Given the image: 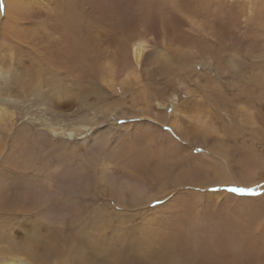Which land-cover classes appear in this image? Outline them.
<instances>
[{"label":"rangeland","instance_id":"rangeland-1","mask_svg":"<svg viewBox=\"0 0 264 264\" xmlns=\"http://www.w3.org/2000/svg\"><path fill=\"white\" fill-rule=\"evenodd\" d=\"M6 1L11 0H0V35L8 34L11 48L0 44V66L8 72L3 87L18 86L19 95L30 99L10 105L13 126L8 132L0 127V264L19 258L65 264L68 254L57 245L66 233L80 250H75L80 264L83 254L96 258L101 250L107 259L92 264H194L198 258L211 264H264V226H258L264 215V0H49L51 17L38 24L3 17L11 8ZM188 7L199 10V26L191 28L183 16ZM248 7L254 17L246 13ZM64 26L70 38L83 39L92 53L84 58L89 63L148 30L178 48L188 45L190 53L176 52L173 44L171 55H163L153 40L144 66L133 70L128 64L112 84H104L90 72L59 62L48 49V41L59 40L55 35L40 39L41 45L36 40L43 31L55 28L59 34ZM158 101L165 103L164 110ZM57 102L67 109L57 112ZM73 102L79 112L70 107ZM199 115L200 122L206 121L201 128ZM170 119L190 130L198 126L204 139L192 135L190 141ZM53 120H64L57 133L50 128ZM164 132L181 147L175 150ZM214 147L222 152L215 155V168L206 158ZM180 156L184 160L167 174L171 180L188 175L190 181L159 190L153 173L157 163L163 166ZM103 167L110 170L105 180ZM216 174L219 183H210L208 176ZM117 181L126 184L113 189ZM71 187L75 210L65 200ZM233 187L252 191H227ZM16 235L22 243L40 241L47 258L40 261L20 251ZM212 252L224 257L215 261Z\"/></svg>","mask_w":264,"mask_h":264},{"label":"bare ground","instance_id":"bare-ground-1","mask_svg":"<svg viewBox=\"0 0 264 264\" xmlns=\"http://www.w3.org/2000/svg\"><path fill=\"white\" fill-rule=\"evenodd\" d=\"M5 2V1H4ZM55 2H57V0L55 1ZM69 2V1H68ZM48 3H49V0H11V1H6V5H10L11 6V8L9 7V6H7L9 9L6 11V13L4 14V16L3 17H26L27 19H29L31 22H33V23H42V22H44V20H45V18L46 17H51V13H50V10H49V6H48ZM54 4H56V3H54L53 2V6H54ZM57 4H58V2H57ZM57 6V5H56ZM54 7V9L55 8H57V7ZM60 6H61V4H60ZM6 7V8H7ZM61 7H63V6H61ZM64 8V7H63ZM59 10V9H58ZM66 10V9H65ZM195 10H197V12H199V10L198 9H195V8H190V7H188L187 8V10H186V13H184L183 14V16L184 17H187V19H186V21L188 22L189 21V23H190V27L192 28L194 25H196V26H199V23H200V21H196L195 20V17H197L198 15H197V13L195 12ZM54 11V10H53ZM52 10H51V12H53ZM62 11H64V10H62L61 9V12ZM244 11V10H243ZM261 11H263V10H261ZM66 12V11H65ZM55 14H56V12H54ZM58 13V12H57ZM246 13L250 16V17H254V15H255V13H254V10L251 8V7H248L247 9H246ZM61 14H63V13H61ZM65 14V13H64ZM63 14V15H64ZM66 15V14H65ZM58 16V15H57ZM60 16V15H59ZM58 16V17H59ZM65 17V16H64ZM67 17V16H66ZM150 17H151V15H150ZM6 19V18H5ZM10 19V18H9ZM58 19H60V18H58ZM151 19V18H150ZM15 20V19H14ZM61 20V19H60ZM146 20V19H145ZM153 19H151V21H152ZM17 21V20H16ZM24 21V20H23ZM47 21H50L49 19L47 20ZM51 21H53V20H51ZM62 21V20H61ZM149 21V20H148ZM150 21V22H151ZM184 21H185V19H184ZM185 21V22H186ZM14 22V21H13ZM21 22V21H20ZM30 22V23H31ZM46 22V21H45ZM153 22V21H152ZM29 23V22H28ZM148 23V22H147ZM19 24V23H18ZM26 24H27V22H26ZM43 25V24H42ZM46 26H47V24H45ZM59 25V24H58ZM57 25V26H58ZM63 25H65V24H63ZM62 25V26H63ZM27 26V25H26ZM44 26V25H43ZM62 26H60V27H62ZM48 28H49V26H47ZM56 27V26H55ZM150 27V26H149ZM151 27H153V25L151 24ZM158 27V26H157ZM156 27V28H157ZM189 27V28H190ZM35 28V27H34ZM68 28V27H67ZM65 26H64V28H62V29H60V31H59V34H57L58 33V31H56V30H58V29H53V31H50L51 29H49V31H47V30H45V31H43V33H41V32H39V33H41V35L39 36V35H37L36 36V40H38V42H39V40L40 39H42V38H44V40L45 39H51V38H54V36L53 35H55V37H56V39H54V40H57V38L59 39V40H57V41H54V42H51V41H48V40H46V42L48 41V42H50V43H48L49 45H48V49H49V51H52V52H54L55 54L53 55V56H55L57 59H58V61L59 62H66L67 64H69V65H71L72 67H78L79 69H80V72L81 73H83V72H90L91 73V75H93L95 78H98V79H101L103 82H104V84L105 83H107V84H112L113 82H114V79L115 78H117L118 76H119V74L121 73V71L119 70L120 68H122L123 67V70L122 71H124V69L126 70V66L129 64H131V67H134V69L133 70H139V67H142V66H144L146 63V59L148 58L147 57V49L150 47V43H152V41L153 40H155L156 42L158 41L159 43H160V45H161V49H160V51L163 53V55H166V56H170L171 55V52H169V49L170 48H173L174 46L176 47V45L174 44V42L173 41H171V43L169 44L168 43V40L166 41V38L164 39V38H162V40H161V36H160V34H157L156 32H155V30H151V32H149V30H148V28H147V30H148V32L146 33V34H133V36L131 37V38H129V40H127V42H125L124 44H122V45H120V46H118V47H116L111 53H109L107 56H105V57H99V56H96L95 55V57L94 58H92L91 59V61H90V63L89 62H85L84 61V58H86L87 56H86V54H92V53H89V51H88V48H87V45L84 43V42H82V40L81 41H79V37L77 38L76 36V38L78 39V41L75 39V37L74 38H72V39H75L76 41H74V40H72L71 38H70V36H68L69 35V31H68V29H67ZM31 29H33V27L31 28ZM40 29V28H39ZM42 29V28H41ZM159 29V28H158ZM8 30H9V32H11L12 30H13V27L11 26V25H9L8 26ZM25 30V29H24ZM37 30H38V28H37ZM157 30V29H156ZM216 30V29H215ZM35 31H36V28H35ZM41 31V30H40ZM163 31V30H162ZM196 31H197V29H196ZM37 32V31H36ZM36 32H34L35 34H37ZM73 32V31H72ZM213 32V31H212ZM23 33L24 34H26V32H24L23 31ZM38 33V34H39ZM159 33V32H158ZM11 34V33H10ZM22 35V34H21ZM1 36V39H0V44H3V46H2V48H7L8 46H9V42H8V34H1L0 35ZM17 36V35H16ZM15 36V37H16ZM31 36V35H30ZM33 36H35V35H33ZM32 36V37H33ZM53 36V37H52ZM72 36V35H71ZM150 36H153V38L152 39H150ZM25 37H27L26 35H25ZM14 38V37H13ZM17 38H19V37H17ZM211 39V38H210ZM226 39V38H225ZM26 40V39H25ZM35 41V40H34ZM41 41V40H40ZM18 42V41H17ZM36 42V41H35ZM43 42V41H42ZM86 42V41H85ZM20 43V42H19ZM22 43V42H21ZM84 43V44H83ZM39 44H40V42H39ZM46 44V43H45ZM173 44H174V46H173ZM41 45V44H40ZM47 45V44H46ZM45 45V46H46ZM188 46V45H187ZM185 44H183L182 43V48H178V46L176 47V52H178V53H190L189 52V46L187 47ZM10 47V46H9ZM19 47H21L20 45H19ZM22 47H23V45H22ZM21 47V48H22ZM33 47V46H32ZM36 47V46H35ZM11 48V47H10ZM20 48V49H21ZM31 49V48H30ZM155 49V48H154ZM25 50V49H24ZM32 50V49H31ZM192 50V49H191ZM262 50H263V52H264V44H263V46H262ZM33 51V50H32ZM47 51V50H46ZM109 51V50H108ZM159 51V50H158ZM1 53V52H0ZM107 53V52H106ZM200 53V52H199ZM14 54V53H13ZM25 54V53H24ZM46 54V53H45ZM24 56V55H23ZM29 56V55H28ZM90 56V55H89ZM165 56V57H166ZM16 57H18V56H16ZM175 57V56H174ZM91 58V57H90ZM173 58V57H172ZM3 60V59H2ZM36 60V59H35ZM169 60H170V58H169ZM34 61V60H33ZM87 61H88V59H87ZM210 61V59L208 60V62ZM32 61H30V63H31ZM46 62V61H45ZM44 62V63H45ZM149 62V61H148ZM211 62H212V59H211ZM36 64V63H35ZM56 65V64H55ZM59 67V66H58ZM54 70V69H53ZM133 70H131V71H133ZM148 70H150L149 68H147V67H144L143 68V71H145V72H147ZM18 71V70H17ZM16 71V72H17ZM8 72H6V69L4 68V67H2V66H0V127H2V131L3 130H5L6 132H8L9 131V125L12 127L13 126V116L15 115L14 113L15 112H13L12 111V109H10V105H20V106H22V105H24V103L26 102V101H29V99L30 98H28V96L29 95H26V97H22L21 95H19L20 94V92L19 91H21V89H19L18 88V86H15V87H12V88H10V90H8L6 87L4 88L3 87V85H4V81H5V76L6 75H8L7 74ZM80 73V74H81ZM123 73V72H122ZM130 74L131 73H129V71H128V73L124 76V75H122L123 76V80H122V82L124 83V82H126L128 79H129V77H130ZM134 74V73H133ZM11 75V74H10ZM14 75V74H13ZM136 75V74H135ZM134 75V76H135ZM83 76V75H82ZM81 76V77H82ZM133 76V77H134ZM11 77V76H10ZM135 77H137V76H135ZM7 78V77H6ZM55 78H57V77H55ZM85 78H87V76L85 77ZM54 80V79H53ZM15 81V80H14ZM131 81V80H130ZM18 82V81H17ZM20 82V81H19ZM38 82V81H37ZM129 82V81H128ZM102 83V82H101ZM131 83V82H130ZM137 83V82H136ZM22 84V83H21ZM33 84V83H32ZM37 84V83H36ZM35 84V85H36ZM40 84V83H39ZM118 84V83H117ZM35 85H32V86H35ZM57 85V84H56ZM82 85V84H81ZM125 85V84H124ZM123 85V86H124ZM25 86H27V85H25ZM51 87H52V85H50ZM127 86V85H126ZM40 87V86H39ZM45 87V86H44ZM55 87V86H54ZM53 87V88H54ZM57 87H58V85H57ZM56 87V88H57ZM26 89H28V88H26ZM58 89V88H57ZM134 89V88H133ZM51 90V89H50ZM44 91V90H43ZM36 92V91H35ZM51 92V91H50ZM54 92V91H53ZM39 94V93H38ZM43 94V93H42ZM55 94V93H54ZM63 94H64V92H63ZM34 95V94H33ZM49 96V95H48ZM55 96V95H54ZM146 98H148V97H146ZM38 99V98H37ZM36 99V100H37ZM40 99H41V97H40ZM63 100V99H62ZM159 100V99H158ZM45 101H49V100H45ZM42 102H43V100H42ZM41 102V103H42ZM56 102V101H55ZM58 104H60L59 102H57L56 103V105H55V110L57 111V112H61V111H63V110H66L67 109V107L65 108L64 107V105H58ZM150 104H151V101H150ZM39 105V104H38ZM46 105V104H45ZM45 105H43L44 107H45ZM176 105V104H175ZM47 106V105H46ZM49 106H51V105H49ZM66 106H69V105H66ZM158 106H159V109L161 108L162 110H164V106H165V103L164 102H159L158 101ZM48 107V106H47ZM70 107L71 108H74L73 110H75L76 112H79L80 111V107H78L76 104H74V102L73 103H70ZM23 108V107H22ZM51 109V108H50ZM69 109V108H68ZM178 111V110H177ZM68 112V111H67ZM160 114H164L165 112H159ZM78 114V113H77ZM184 114V113H183ZM147 115V114H146ZM56 116H59V115H57L56 114ZM61 116V115H60ZM160 116V115H159ZM168 116V115H167ZM199 118H198V126L200 127L201 125L203 126V122L205 123L206 121H201L200 122V120L202 119H200V117H201V115H199L198 116ZM62 118V117H61ZM70 118V117H69ZM164 118V117H163ZM171 118V117H170ZM54 119H58V118H56V117H54ZM207 119V118H206ZM169 120V119H168ZM171 120V119H170ZM54 121V120H53ZM172 121V120H171ZM62 122H64V120H58V121H54V122H50L51 123V126H50V128L52 129V131L53 132H55V133H57V129H61V123ZM170 122V121H169ZM170 125L171 126H174L173 128H175V130H176V132H180V131H178L179 129L178 128H176L175 126H178L179 128H181L182 130V133H181V135L182 136H184V137H186L187 136V138L190 140V141H192L194 138H193V136L192 135H197V140H200V138H202V139H204L203 137H200L201 136V133H200V130H198V129H200V128H198V126L197 127H195V128H193V129H188V128H186L185 127V125L184 126H182V124H179L178 122H177V120H173L172 122H170ZM205 128V127H204ZM203 128V129H204ZM12 129V128H11ZM11 129H10V131H11ZM15 129V128H14ZM214 128H210V127H208V130H213ZM171 130H173V129H171ZM2 131H0V134H1V132ZM12 132V131H11ZM185 132V133H184ZM210 132H212V133H214V132H216V130H214V131H210ZM165 133V132H164ZM163 133V134H164ZM177 133V134H178ZM179 133V134H180ZM4 134V133H3ZM161 134V133H160ZM166 135H167V139L174 145V148H175V150L176 149H178L179 147H181L180 145V143H179V141H177V139H175L173 136H171V134H169V133H165ZM187 134H189L190 136L188 137V135ZM199 134H200V136H199ZM4 135H6V134H4ZM3 135V136H4ZM10 135V134H9ZM71 135V134H70ZM204 135V134H203ZM157 136V135H156ZM178 136V135H177ZM180 136V135H179ZM6 137V136H5ZM160 137V136H159ZM160 138H165L164 136H162V137H160ZM180 138H181V136H180ZM187 138H184V139H186L187 140ZM193 138V139H192ZM166 139V138H165ZM183 139V137H182V140H184ZM2 140V139H1ZM222 140V139H221ZM157 142H158V140H157ZM163 142V141H162ZM161 142V143H162ZM194 142H196V141H194ZM159 143H160V141H159ZM167 143V142H166ZM171 143H169V148H172V147H170V144ZM197 143V142H196ZM158 144V143H157ZM5 145V144H4ZM152 145V144H151ZM159 145V144H158ZM161 145V144H160ZM167 145V147H168V144H166ZM172 145V146H173ZM185 145V144H184ZM6 146V145H5ZM164 146H165V144H164ZM161 148H163V147H161ZM165 148V147H164ZM169 148H167V149H169ZM190 148V147H189ZM215 149V150H214ZM214 149H212V148H210V150L212 151V153H210L209 155H206L207 157V162L211 165V166H213L214 168L215 167H218V162H216L215 161V159H216V157H215V155L216 154H218V155H221V151L218 153V150H216L217 148L216 147H214ZM169 150H171V149H169ZM189 150V149H188ZM188 150H186V152L188 151ZM4 151V150H3ZM8 152H9V150H7ZM167 151V150H166ZM6 152V151H5ZM4 152V153H5ZM160 152H161V150H160ZM3 153V154H4ZM152 153H153V151H152ZM181 153V152H180ZM179 153V154H180ZM2 154V155H3ZM79 154V153H78ZM5 155V154H4ZM167 155V154H166ZM173 155V154H172ZM172 155H170V156H172ZM178 155V154H177ZM177 155H174V156H177ZM184 155V154H183ZM182 155V156H183ZM156 156V155H155ZM200 156V155H199ZM203 156V155H202ZM157 157V156H156ZM174 158V157H173ZM183 158V157H182ZM185 158V157H184ZM167 159V158H166ZM171 159V158H170ZM181 159V156L180 157H176L175 158V160L174 161H170V162H168L166 165H163V166H161V164H159V163H157V166H156V169L153 171V173H154V177H155V180H156V183L158 184V186L157 187H159V190H162V188L163 189H165V188H168V186L169 185H171V183H173V182H176V184L177 183H179V184H181L183 181H190L189 179V176L187 175V176H185V177H182L181 178V175H178L177 176V178L176 179H174L173 178V180H171V179H169V176H168V168L169 167H171V166H173L174 167V165L173 164H177L176 162L178 161V160H180ZM168 160V159H167ZM181 160H184V159H181ZM164 161V160H163ZM6 162V161H5ZM261 164H262V162H261ZM260 164V165H261ZM34 165V164H33ZM182 165V164H181ZM187 166V165H186ZM198 166V165H197ZM210 166V167H211ZM172 167V168H173ZM185 167V166H184ZM208 167H209V165H208ZM262 167V166H261ZM192 168V167H191ZM195 168V167H194ZM225 168V167H224ZM223 168V169H224ZM263 168V167H262ZM177 169V168H176ZM175 169V170H176ZM181 169H182V167H181ZM184 169V168H183ZM170 170H171V168H170ZM189 170V169H188ZM206 172H208V170L205 168L204 169ZM110 171V170H109ZM108 168L107 167H103L102 169H101V172H100V176H102V180H105V178L107 177V175H109L108 174ZM174 171V170H173ZM177 171V170H176ZM178 171H180L181 172V170L179 169ZM184 171V170H183ZM192 171V170H191ZM193 171H195V169L193 170ZM198 171V170H197ZM171 173H172V171H170ZM186 172V171H185ZM184 172V173H185ZM222 172H224V171H222ZM230 172H232V171H230ZM251 172V171H250ZM199 173V172H198ZM198 173H195V174H198ZM175 174V173H174ZM174 174H171V176L172 175H174ZM194 174V175H195ZM208 174V173H207ZM233 174V173H232ZM193 175V176H194ZM150 176V175H149ZM196 176V175H195ZM208 176V175H207ZM227 176H229V175H227ZM247 176V175H246ZM122 178V177H121ZM147 178H148V176H147ZM208 178H209V180L211 181H209L210 183H217L218 181H219V179H221V178H219L218 179V175L216 174L215 176H208ZM112 179V178H111ZM183 181H182V180ZM193 179H194V177H193ZM206 179V178H205ZM230 179V178H229ZM192 180V179H191ZM224 180V179H223ZM196 181H197V179H196ZM195 181V182H196ZM199 182V181H198ZM219 183V182H218ZM221 183V182H220ZM126 183H124L123 181H117L116 183H114V184H112L111 186H112V188L113 189H115V188H119V187H121V186H123V185H125ZM143 184V183H142ZM155 184V183H154ZM156 185V184H155ZM173 185V184H172ZM216 185V184H215ZM133 187V186H132ZM131 187V188H132ZM156 187V188H157ZM198 187V186H197ZM200 187H201V185H200ZM133 190L135 189L134 187L132 188ZM137 189V188H136ZM182 189V188H181ZM191 189V188H190ZM70 190H73V191H75L74 190V188L73 187H71V188H69V192H68V194L66 195V197H65V200H67V203L70 205V207L72 208V209H74L75 208V198H74V196L75 195H73L74 194V192L73 193H70ZM132 190V191H133ZM158 190V189H157ZM135 191H137V190H135ZM164 191V190H163ZM169 191V190H168ZM200 191V190H199ZM165 192V191H164ZM197 192V191H196ZM203 192H204V190H203ZM200 193H202L201 191H200ZM157 194V193H156ZM162 194V193H161ZM160 194V195H161ZM192 194V193H191ZM216 194V193H215ZM225 194V193H224ZM227 194V193H226ZM196 195V194H195ZM194 196V195H193ZM22 197V196H21ZM147 198H149L150 199V201H151V198H152V195L151 194H147ZM198 199V198H197ZM236 199V198H235ZM173 200V199H172ZM73 201H74V203H73ZM149 201V200H148ZM242 201V200H241ZM42 201H37V207L38 208H40L43 204L41 203ZM146 204H148L149 202H147V201H144ZM12 203H14V201L12 202ZM73 204H74V206H73ZM42 208V207H41ZM36 210V209H35ZM75 210V209H74ZM105 210V209H104ZM109 210V209H108ZM13 212V211H12ZM40 212V211H39ZM72 212V211H71ZM31 214V213H30ZM28 220V219H27ZM26 221V220H25ZM29 222V221H28ZM257 222V221H256ZM21 224V223H20ZM24 224V223H23ZM26 224V223H25ZM19 225V224H18ZM258 226L259 227H262V226H264V215H261V217L258 219ZM256 230H259L258 228H255ZM99 230V229H98ZM97 230V231H98ZM259 232H260V230H259ZM19 234H21V232H18ZM33 234V233H32ZM103 234V233H102ZM198 234V233H197ZM17 236V235H16ZM19 237H21V236H17V239L15 240V243H18V245H20V251H22V252H24V253H26V254H28V256L29 255H33L34 256V258L35 259H39L40 261H43V260H45L46 258H47V254L40 248V241H38V242H35V244H33V242H29V243H26V242H24V243H22V241H20V239H19ZM89 238V237H88ZM97 240V239H96ZM264 241V240H263ZM113 242V241H112ZM148 242V241H147ZM73 244H74V242H73V240H72V238H71V235L69 234V233H66V236H65V238H64V240L63 241H58V245H57V249H59L60 251H62V253L64 252V253H66V254H68V255H64V260H63V263L65 262V264H80L79 262H78V255H76V253H75V250L77 249V245H76V247H75V244H74V247H73ZM97 244V243H96ZM99 245V244H98ZM138 246V245H137ZM233 246V245H232ZM18 247V246H17ZM56 247V246H55ZM101 247H103L102 245H101ZM112 247V246H111ZM107 248V250H108V247H106ZM105 249V248H104ZM144 249V248H143ZM58 250V251H59ZM88 250V249H87ZM98 250V249H97ZM116 250V249H115ZM187 250V249H186ZM213 250V249H212ZM16 251H19V250H16ZM52 251V250H51ZM54 251V250H53ZM59 251V252H60ZM77 251L79 252L80 250H78L77 249ZM76 251V252H77ZM104 251H106V249L104 250ZM111 251V250H110ZM151 252V251H150ZM56 253V252H55ZM80 253V252H79ZM133 253V252H132ZM139 253V252H138ZM208 253V252H207ZM215 252H212V254H213V256H214V259H215V261H219V260H221V258H223L224 257V255L223 256H217L216 254H214ZM49 254V253H48ZM50 254L52 255V252H50ZM109 254V253H108ZM144 254V253H143ZM14 255H16V254H14ZM55 255V254H54ZM73 257H72V256ZM92 255V257H94V255L93 254H91ZM127 255V254H126ZM141 255H142V253H141ZM188 255V254H187ZM210 255V254H209ZM20 256V255H19ZM79 256H82V254H80ZM85 256V257H84ZM118 256V255H117ZM18 257V256H17ZM120 257V256H119ZM118 257V258H119ZM16 258V257H15ZM54 258V257H53ZM62 258V259H63ZM82 258H84V262L86 263V264H89V262H90V264H92L93 263V261H94V259H96V258H98L99 260H103V259H107V254L106 253H103V251L101 250L100 252H99V257H96V258H90V253H88V254H83V257ZM91 259V260H90ZM2 260V259H1ZM32 260V259H31ZM31 260H28L27 258H19V261H13V262H11V263H4V264H24V262H28L29 264H34ZM36 260V261H37ZM50 260V259H49ZM48 260V261H49ZM80 260V259H79ZM189 260V259H188ZM213 260V259H212ZM82 261V260H81ZM84 262H83V264H84ZM115 262V261H114ZM167 262V261H166ZM236 262V261H235ZM259 262V261H258ZM0 263H2V262H0ZM37 263V262H36ZM44 263V262H43ZM49 263H51V262H49ZM194 264H211L210 262H208V260L206 259V258H198L195 262H193ZM225 262H222L221 264H224ZM233 263V262H232ZM238 263H240V262H238ZM261 263V262H260ZM264 263V262H263ZM40 264H41V262H40ZM45 264V263H44ZM97 264H99L98 262H97ZM111 264V263H110ZM123 264V263H122ZM190 264H192V263H190ZM212 264H215V263H212ZM219 264H220V262H219ZM227 264V263H226ZM235 264V263H234Z\"/></svg>","mask_w":264,"mask_h":264},{"label":"snow or ice","instance_id":"snow-or-ice-1","mask_svg":"<svg viewBox=\"0 0 264 264\" xmlns=\"http://www.w3.org/2000/svg\"><path fill=\"white\" fill-rule=\"evenodd\" d=\"M168 131L171 132V129H168ZM197 151H199V149ZM227 191L228 192H232V193H234V192H241V193H243L245 191H252V189H244V188H235V187H233V188H229Z\"/></svg>","mask_w":264,"mask_h":264}]
</instances>
